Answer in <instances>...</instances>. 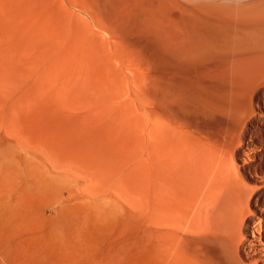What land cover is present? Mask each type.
Masks as SVG:
<instances>
[{"label": "bare ground", "instance_id": "1", "mask_svg": "<svg viewBox=\"0 0 264 264\" xmlns=\"http://www.w3.org/2000/svg\"><path fill=\"white\" fill-rule=\"evenodd\" d=\"M0 264H264V0H0Z\"/></svg>", "mask_w": 264, "mask_h": 264}]
</instances>
